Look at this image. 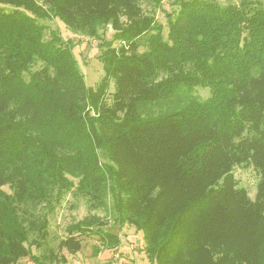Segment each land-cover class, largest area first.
<instances>
[{
  "label": "trees",
  "instance_id": "obj_1",
  "mask_svg": "<svg viewBox=\"0 0 264 264\" xmlns=\"http://www.w3.org/2000/svg\"><path fill=\"white\" fill-rule=\"evenodd\" d=\"M163 3L0 0V264L66 263L87 235L116 247L109 219L143 230L154 264H264V2L176 0L167 33ZM51 14L98 40L95 86ZM240 165L259 174L254 198ZM68 195L105 214L55 245Z\"/></svg>",
  "mask_w": 264,
  "mask_h": 264
},
{
  "label": "rangeland",
  "instance_id": "obj_2",
  "mask_svg": "<svg viewBox=\"0 0 264 264\" xmlns=\"http://www.w3.org/2000/svg\"><path fill=\"white\" fill-rule=\"evenodd\" d=\"M176 0H164L163 9L157 10V19L164 26L165 33L168 30V21L166 12L177 7ZM222 4L229 2L239 3L241 0H217ZM264 2V0H260ZM147 9H149L147 7ZM41 22L47 26V31H58L64 40H69L73 45V52L78 61L79 67L85 76L87 85L95 86L103 75V64L99 58L101 53L98 47V40L89 36L75 33L67 24L54 17L52 14ZM105 31L101 30V35ZM107 36L110 37L113 33L111 27H108ZM105 35V34H104ZM113 83L111 90H113ZM208 90V89H207ZM198 94L207 97L209 93L205 90H199ZM170 168V167H169ZM134 171V169H133ZM135 172V171H134ZM235 175L241 187L248 190L251 197H255L259 174L252 166H237L235 167ZM6 190H10L8 186ZM155 200V199H154ZM187 200L183 196H178V200L174 202L168 211L167 206L162 207L168 213L166 222L161 219L158 223L162 228H166L169 221L178 215L177 207ZM157 201H151L149 203ZM150 205V204H149ZM88 214H98L103 216L105 213L102 209L91 210L88 202L83 198H74L68 195L62 204L57 208L56 212L51 216L50 223V241L52 244H58L59 240L67 235L66 226L74 221L84 218ZM110 220V225L107 230L115 232L119 235L121 242L116 247H110L108 244H102V240L98 235H87L82 237L83 248L77 253H71L67 249L62 250V254L66 257V263L59 264H154L149 258L146 251L145 233L143 230H138L136 226L128 223L120 225ZM33 253L38 254L40 250L33 248ZM199 257L193 260L198 263ZM18 264H34L30 257L23 258ZM201 264V263H199Z\"/></svg>",
  "mask_w": 264,
  "mask_h": 264
}]
</instances>
